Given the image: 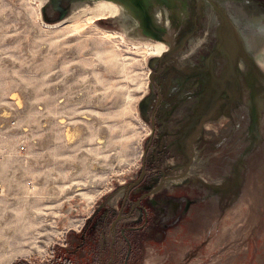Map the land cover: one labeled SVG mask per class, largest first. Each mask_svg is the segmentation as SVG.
I'll list each match as a JSON object with an SVG mask.
<instances>
[{
	"label": "rangeland",
	"instance_id": "374dc122",
	"mask_svg": "<svg viewBox=\"0 0 264 264\" xmlns=\"http://www.w3.org/2000/svg\"><path fill=\"white\" fill-rule=\"evenodd\" d=\"M73 20L48 26L39 0H0V264L47 263L140 162L148 126L139 104L152 52L98 18ZM260 195L250 211L226 205L208 241L194 224L171 231L148 246L144 264H208L219 254L215 264H264ZM199 207L213 215L211 202ZM242 219L239 249L232 236L215 244L223 226Z\"/></svg>",
	"mask_w": 264,
	"mask_h": 264
},
{
	"label": "water",
	"instance_id": "95a60500",
	"mask_svg": "<svg viewBox=\"0 0 264 264\" xmlns=\"http://www.w3.org/2000/svg\"><path fill=\"white\" fill-rule=\"evenodd\" d=\"M100 3L115 9L99 22L134 44L160 47L149 59L150 81L155 68L164 69L170 88L176 94L184 91L192 100L194 134L202 133L207 162L198 172L200 181L193 185L204 188L203 204L212 203L213 215L197 206L198 220L189 225L197 226L196 236L208 241L207 233L218 228L226 205L237 210L246 206L250 211L262 199L264 0H39L40 18L52 26ZM145 101L143 96L141 116ZM242 220L232 228L223 226L215 244L223 245L225 236H232L231 244L239 249L246 239ZM240 226L243 234H237ZM220 257L213 256L208 264Z\"/></svg>",
	"mask_w": 264,
	"mask_h": 264
},
{
	"label": "flooded vegetation",
	"instance_id": "af4514ba",
	"mask_svg": "<svg viewBox=\"0 0 264 264\" xmlns=\"http://www.w3.org/2000/svg\"><path fill=\"white\" fill-rule=\"evenodd\" d=\"M153 72L144 95L148 133L138 167L94 206L75 230L78 237L72 243L64 238L45 264H84L72 255L85 264H144L148 246L189 227L193 207L203 204L204 188L193 181H200L198 172L207 166L206 142L202 133L194 134L192 100L170 88L164 69Z\"/></svg>",
	"mask_w": 264,
	"mask_h": 264
},
{
	"label": "bare ground",
	"instance_id": "6f19581e",
	"mask_svg": "<svg viewBox=\"0 0 264 264\" xmlns=\"http://www.w3.org/2000/svg\"><path fill=\"white\" fill-rule=\"evenodd\" d=\"M114 9H115L114 6H112L111 4H108V3H100L97 6H95L93 8H89V9H87V10H85V11H83V12H81V13L75 15V16H72L69 19H67V20H65L63 22H60L59 24H56V25H61L64 22L70 21V20H72L74 18L76 20H73V21H78V22H83V21H86V20L91 21V20H93L95 18H98V19L99 18H105V17H108L111 14H113L114 13ZM104 33L106 34L108 32L105 31ZM118 33L121 34L120 32H118ZM121 36H122V34H121ZM142 44H145L147 46V48L146 47H143L145 50H148V51H151L152 52V54L149 53V54H151V56L156 55V54H158L161 51V49H160L159 46L152 45L150 43H142ZM153 49L155 50L154 52H153Z\"/></svg>",
	"mask_w": 264,
	"mask_h": 264
}]
</instances>
